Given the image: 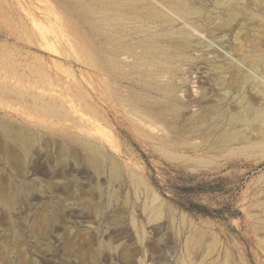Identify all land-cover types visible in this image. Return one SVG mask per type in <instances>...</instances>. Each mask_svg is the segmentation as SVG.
<instances>
[{
	"label": "rangeland",
	"instance_id": "374dc122",
	"mask_svg": "<svg viewBox=\"0 0 264 264\" xmlns=\"http://www.w3.org/2000/svg\"><path fill=\"white\" fill-rule=\"evenodd\" d=\"M169 1L0 0V264H264V0Z\"/></svg>",
	"mask_w": 264,
	"mask_h": 264
},
{
	"label": "bare ground",
	"instance_id": "6f19581e",
	"mask_svg": "<svg viewBox=\"0 0 264 264\" xmlns=\"http://www.w3.org/2000/svg\"><path fill=\"white\" fill-rule=\"evenodd\" d=\"M235 0H228V2L231 4V3H233ZM170 2V4H171V9H172V11L173 12H175L177 15H178V20H176V19H173V18H171V17H169V16H166V15H164V14H162L161 12H159V11H156V12H151L149 15H148V18H152V19H158V18H160V19H163L166 23H175V22H177V21H181V22H183V24L185 25V27H184V33L183 34H185L186 36H188V37H191V36H193V35H196V34H198L200 31L202 32L203 31V29H204V25L202 24V23H200V21L202 20V21H204L203 19H202V15H203V11H200V10H198V9H196V8H193L192 6H191V3L188 1V0H186V2H183V1H181V0H170L169 1ZM223 0H219V1H217V7L218 8H220L221 6H222V4H223ZM228 8H230L231 10H234L235 9V6H233V5H229L228 6ZM138 11H136V13H137ZM143 13V12H142ZM220 13L221 12H218V14L214 17V18H216V20L215 21H217L218 23L216 24L215 23V25H218L219 23H223L224 21H225V19L222 17V16H220ZM138 14V13H137ZM140 14V13H139ZM230 14V17L229 18H232L233 16H234V14H232V12H230L229 13ZM211 17H212V15H211ZM201 21V22H202ZM55 29V28H54ZM118 29H120V28H118ZM51 30V29H50ZM56 31L58 30V29H55ZM61 31H63L64 32V30H62L61 29ZM48 33H49V31H47ZM55 32V31H54ZM197 32V33H196ZM51 33L52 34H54L52 31H51ZM50 33V34H51ZM59 31H57V34L56 35H52V36H54V37H52L50 34H49V37L48 36H46V34L44 33L43 34V39H45V40H47L48 41V43H49V40L51 41V40H57V43H59L60 44V48H61V51H60V48H57V47H55L56 49H59V53H60V57H62V56H64L63 58H69V55L67 54L68 52H69V54H70V56H71V59H73V60H76L77 59V54H76V49H73V50H71V48L69 49V46H68V44H67V42H66V38H68L69 36H67V37H63V35L65 34V33H63V34H60L59 35ZM196 33V34H195ZM171 34V33H170ZM172 35V34H171ZM199 35V34H198ZM42 42H45L46 43V41H42ZM42 42H41V45H43L42 44ZM54 42V41H53ZM71 42V41H70ZM44 43V44H45ZM55 43H56V41H55ZM53 44L54 46H56V44ZM50 44V43H49ZM47 45V44H46ZM48 46V45H47ZM58 46V45H57ZM181 46H184V47H189V46H191L190 45V41H188L187 39H186V42H183V44L181 43ZM71 47H73L72 45H71ZM74 48V47H73ZM55 49V52L56 53H58L57 52V50ZM156 47H150L149 49H147V52H146V54H145V56L141 59L144 63H146L145 62V60L146 59H151V61L149 62L151 65H155V55H156ZM71 50V51H70ZM53 52H54V50H53ZM58 53V54H59ZM58 54H57V56H58ZM59 57V56H58ZM65 58V59H66ZM166 58L167 59H170L169 57H168V55H166ZM68 60V59H67ZM69 60H70V58H69ZM66 60H64V62H65ZM72 61V60H71ZM61 65H60V64ZM58 64H59V66L61 67V69H62V65H63V63L62 62H59ZM66 63V62H65ZM86 63V62H85ZM87 65H89V62L87 63ZM91 65V64H90ZM89 65V66H90ZM64 69V71H66L65 70V65H64V67H63ZM64 71H63V73H64ZM61 72V71H60ZM65 73H68V71L67 72H65ZM71 75V74H70ZM49 77V76H48ZM70 77V76H69ZM72 78V77H71ZM73 84H75V82H73ZM67 86H70L69 84L67 85ZM70 88V87H69ZM71 89V88H70ZM75 89V88H74ZM77 89V88H76ZM78 90H76V92H77ZM80 92V91H79ZM71 93H72V91H71ZM81 93V94H80ZM79 94L81 95V97L82 96H84V95H82V92H80ZM263 95H264V90L261 92ZM24 95L25 94H27V93H23ZM75 95V94H74ZM74 95L72 94V96L74 97ZM33 99H34V101H35V105L37 106V107H40V108H43L45 111H47V112H55V113H58L59 115H62V116H67V119H65L64 121H67V120H69V119H71V121H70V123L72 124V127L73 128H78V129H83V130H87L86 129V127H89V126H92V125H94V123H96V122H106L107 120H108V118H107V116L106 115H108V114H110V111H111V109H112V107H113V105H112V103H111V101L109 100V99H107L106 97H104L103 95H97V99H98V102H99V106H101V108H102V111H100V110H98L97 108L95 109V108H93V106L95 105L94 104V102H93V104L94 105H91V104H89L87 101H86V103L85 104H82V103H79L80 102V100H78L79 98L77 97V100H78V104L76 105V103H75V105H76V109H78L77 107L80 105L81 106V109L80 110H75L74 111V115L75 116H72V114L73 113H70V112H68L67 110H65L64 109V107L62 106V105H59V104H57V103H53V102H50V101H48V100H46L45 98H43L42 96H33L32 97ZM74 99H75V97L73 98V101H74ZM85 99H87V98H85ZM81 101H82V99H81ZM83 102H84V100H83ZM97 104V103H96ZM248 103H244L243 104V106H244V110H245V113H246V116H245V118H242L243 120H246V119H249V117H253V118H255V119H258V120H262V121H264V113L263 112H257L255 115H253V110H252V108L250 107V105H247ZM96 106H98V105H96ZM135 114L136 115H138L139 117H142L141 116V112L139 113V114H137L136 112H135ZM241 118V117H240ZM95 121V122H94ZM19 141L20 142H24V137H20L19 138Z\"/></svg>",
	"mask_w": 264,
	"mask_h": 264
}]
</instances>
